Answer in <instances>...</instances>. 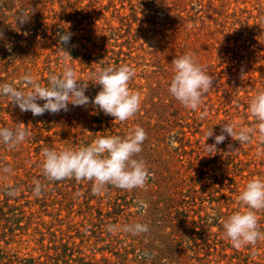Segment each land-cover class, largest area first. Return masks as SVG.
I'll return each instance as SVG.
<instances>
[{"label": "rangeland", "instance_id": "1", "mask_svg": "<svg viewBox=\"0 0 264 264\" xmlns=\"http://www.w3.org/2000/svg\"><path fill=\"white\" fill-rule=\"evenodd\" d=\"M31 7L20 25L16 17ZM0 31V84L23 88L20 77L31 73L43 86L65 65L91 80L99 67L128 65L136 73L129 87L141 95L140 110L123 123L91 105L33 116L0 96V126L30 133L15 148L0 144V169L13 170L0 171V264H264V240L235 249L223 229L243 211L236 197L246 183L264 178V143L239 146L225 134L215 155L203 147L210 128L219 135L220 124L255 126L248 105L264 91V0H0ZM65 31L73 35L62 46ZM185 53L214 79L195 111L168 92L171 62ZM99 90L89 82L85 95ZM135 126L147 134L137 157L152 174L146 189L108 186L97 196L89 181L42 175V148L123 138ZM34 180L46 186L40 197ZM257 215L264 231V211ZM137 222L149 231H108Z\"/></svg>", "mask_w": 264, "mask_h": 264}, {"label": "clouds", "instance_id": "2", "mask_svg": "<svg viewBox=\"0 0 264 264\" xmlns=\"http://www.w3.org/2000/svg\"><path fill=\"white\" fill-rule=\"evenodd\" d=\"M34 11L35 9L31 7L28 12L17 16L16 21L23 25L29 21ZM16 30L19 31V28ZM58 35L60 44L67 46L73 34L65 31ZM3 38L4 33L0 31V39ZM7 47L10 51L11 46ZM171 63L174 75L168 92L186 109L193 111L199 109L206 94L214 88L212 74L192 53H185L173 59ZM135 75V69L128 65L107 66L99 67L92 72L91 80H79L73 68L65 65L60 74L49 73L48 82L43 86L31 73H25L20 77L23 88L11 83L0 84V96L7 97L21 112H31L33 116H41L46 112L49 114L67 112L69 105L74 107L91 105L105 115L114 117V121L123 123L132 119L141 107L140 93L129 87ZM89 82L100 86L94 98L85 95ZM38 101H43V104H39ZM248 112L255 121L254 127L238 128L235 124L224 123L220 124L219 135H214L213 128L206 131L203 147L208 156L215 155L218 151L217 145L223 143L227 137L238 142L239 146L251 143L253 138L264 143V91H258L251 98ZM206 115V112H202L200 118L203 119ZM29 137L30 133L26 128L12 129L0 126V144L10 149L24 143ZM212 137L214 143L206 144L205 141ZM146 138L145 130L135 126L123 138L112 135L100 136L92 144L75 149L56 150L44 147L41 149L42 175L49 182L64 179L89 181L92 184V194L97 196L104 193L108 186L128 191L146 189L152 174L144 159L137 158L142 152ZM228 147L232 151L235 150L231 144ZM0 171L11 174L13 170L5 166ZM33 185L34 196H42L46 186L40 180H34ZM8 194L14 196L16 192L11 190ZM236 201L243 211H235L223 221L225 238L235 249L255 246L258 241L264 240V231L259 227L257 215L264 211V178L256 177L248 181L236 197ZM139 204L141 208H147L145 202L140 201ZM108 231L140 235L148 232L149 227L147 224L137 222L120 227L109 225Z\"/></svg>", "mask_w": 264, "mask_h": 264}]
</instances>
